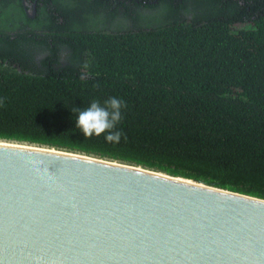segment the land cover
I'll list each match as a JSON object with an SVG mask.
<instances>
[{
    "label": "trees",
    "instance_id": "trees-1",
    "mask_svg": "<svg viewBox=\"0 0 264 264\" xmlns=\"http://www.w3.org/2000/svg\"><path fill=\"white\" fill-rule=\"evenodd\" d=\"M7 3V4H6ZM0 140L264 199V0H0ZM121 98L118 143L75 108Z\"/></svg>",
    "mask_w": 264,
    "mask_h": 264
},
{
    "label": "water",
    "instance_id": "water-1",
    "mask_svg": "<svg viewBox=\"0 0 264 264\" xmlns=\"http://www.w3.org/2000/svg\"><path fill=\"white\" fill-rule=\"evenodd\" d=\"M0 264H264V199L0 140Z\"/></svg>",
    "mask_w": 264,
    "mask_h": 264
},
{
    "label": "clouds",
    "instance_id": "clouds-1",
    "mask_svg": "<svg viewBox=\"0 0 264 264\" xmlns=\"http://www.w3.org/2000/svg\"><path fill=\"white\" fill-rule=\"evenodd\" d=\"M3 100H0V105ZM126 107L123 99L109 97L101 103L98 99H93L88 106L75 108L77 113L75 128H78L84 137L104 136L106 142L118 143L123 136L122 131L117 129V125L122 119L121 110Z\"/></svg>",
    "mask_w": 264,
    "mask_h": 264
},
{
    "label": "flooded vegetation",
    "instance_id": "flooded-vegetation-1",
    "mask_svg": "<svg viewBox=\"0 0 264 264\" xmlns=\"http://www.w3.org/2000/svg\"><path fill=\"white\" fill-rule=\"evenodd\" d=\"M38 1L39 0H22L23 10L28 17L34 18L36 16V4Z\"/></svg>",
    "mask_w": 264,
    "mask_h": 264
}]
</instances>
